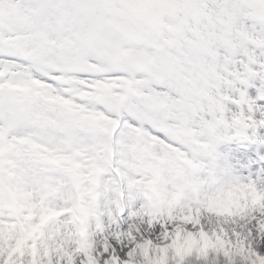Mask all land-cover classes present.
Listing matches in <instances>:
<instances>
[{
  "label": "snow or ice",
  "instance_id": "snow-or-ice-1",
  "mask_svg": "<svg viewBox=\"0 0 264 264\" xmlns=\"http://www.w3.org/2000/svg\"><path fill=\"white\" fill-rule=\"evenodd\" d=\"M0 264H264V0H0Z\"/></svg>",
  "mask_w": 264,
  "mask_h": 264
}]
</instances>
